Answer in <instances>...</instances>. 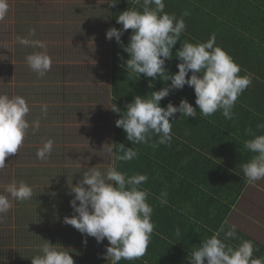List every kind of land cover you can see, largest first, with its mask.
I'll list each match as a JSON object with an SVG mask.
<instances>
[{"label": "clouds", "instance_id": "9594fccd", "mask_svg": "<svg viewBox=\"0 0 264 264\" xmlns=\"http://www.w3.org/2000/svg\"><path fill=\"white\" fill-rule=\"evenodd\" d=\"M116 3L109 5L114 6ZM164 9V0H143L142 11L128 9L119 14L117 23L122 24V29L113 27L106 32L107 39L115 38L118 44H122L123 32L132 30L129 43L124 47L130 57L125 62L128 77L144 74L155 80L159 74L163 81H171L168 87L151 92L150 97L135 96L133 102L126 106L122 118L115 122L117 127L126 132L127 140L133 145L149 143L153 134L159 137L155 146L170 144L172 123L169 118L177 112L186 117L197 116L196 109L186 99H182L178 107L171 102L166 108L161 107L160 101L169 95L170 90L183 89L188 85L194 88L195 104L204 117L222 110L226 119H232L235 102L251 84L250 76H240L239 65L226 51L216 46L214 34L203 43H181L175 53L181 61L177 64L178 72L169 73L165 61L173 58L172 49L180 41L186 25L183 18L177 19L174 13L169 14ZM8 12V0H0V21L5 19ZM30 34L35 35V29ZM17 40L25 46L31 44L45 49L26 57L28 66L44 76L52 66L46 45L27 38L17 37ZM190 71L191 76L186 79ZM110 108L116 113L121 111L116 104ZM41 111L46 116L47 105H42ZM29 112L30 108L22 96L10 98L0 94V170L7 167L6 158L16 154L22 146L26 130L30 127L26 119ZM31 126L38 130L39 120L33 121ZM257 128H264V124H258ZM246 134L253 138L244 141V147L256 155L242 165V170L247 183L254 184L264 178V135H256L251 128L246 129ZM53 144L51 139L44 140L42 147L37 150V158L46 160L53 150ZM114 145L103 144L102 151L112 157V163L103 172L90 167L83 172L82 180L71 187L74 198L70 206L76 215L65 217L64 223L73 226L81 234L94 237L97 243L106 238L109 245L106 247L105 258L111 264H119L122 259L133 261L144 256L154 224L151 222L153 209L147 203L148 192L140 188L148 177L144 174L127 176L118 170L117 162L130 161L138 153L133 147L126 148L120 144L116 149ZM5 192L9 195L0 194V219L12 207L9 196L12 200L24 201L33 195L32 188L23 181L7 185ZM221 233H224V240L238 238L236 226L224 221L210 238L203 240L191 253L188 257L190 264H264V259L253 257L252 241L240 240L233 247L219 238ZM176 234L180 235L179 229H176ZM41 252L42 255L31 257V264H75L66 249L59 250L48 241L43 244Z\"/></svg>", "mask_w": 264, "mask_h": 264}, {"label": "rangeland", "instance_id": "374dc122", "mask_svg": "<svg viewBox=\"0 0 264 264\" xmlns=\"http://www.w3.org/2000/svg\"><path fill=\"white\" fill-rule=\"evenodd\" d=\"M109 2L8 0V15L0 21V94L25 98L30 108L26 116L30 127L19 151L7 157V167L0 170V194L9 195L5 187L23 181L32 188L31 199L50 193L65 195L82 180L88 168L103 172L112 163V157L102 151L103 144L111 145L113 140L112 96L109 98L111 40L106 38L111 25ZM32 29L35 35L30 34ZM17 37L46 45L52 66L44 76L28 66L26 57L45 49L22 45ZM42 105H47L46 116L42 114ZM37 119L40 126L34 130L31 125ZM46 139L53 140V150L42 161L36 153ZM259 181L263 189L264 178ZM9 199L12 207L0 219V239L7 241L8 253L0 264H18L17 259L24 260L23 256L31 264V257L42 255L45 240L59 250L66 249L71 256L80 250L79 246H63L62 238L51 239L43 226L39 231L41 221L34 216L29 228L37 240L32 238L27 247L18 245L17 221L26 201L12 200L10 196ZM260 207L256 206L251 213L264 223V197ZM242 212L251 217L245 207ZM251 219L256 221L255 217ZM56 227L62 232L66 229L59 224L52 226ZM102 244L106 250L109 242L105 238L99 243ZM19 248L22 250L18 251ZM18 252L26 255L20 257ZM89 264L109 263L101 258L100 263L90 260Z\"/></svg>", "mask_w": 264, "mask_h": 264}, {"label": "trees", "instance_id": "16d2710c", "mask_svg": "<svg viewBox=\"0 0 264 264\" xmlns=\"http://www.w3.org/2000/svg\"><path fill=\"white\" fill-rule=\"evenodd\" d=\"M117 2L112 6V26L116 29H122V24L117 23V17L125 10L132 9L134 7L133 0H111V3ZM215 2V3H214ZM164 11L172 14L174 13L177 19L183 18L185 22V30L181 33L180 41L174 46V55L177 49L180 48L181 43L184 41L194 43L206 42L213 34L216 37V46L221 47L226 51L233 61L239 65L241 72L240 76L248 75L251 78V84L242 92L235 102V106L232 109L233 118L226 119L222 115V110H219L218 114L215 112L211 116L204 117L199 110V107L195 104L194 88L185 85L183 89H172L167 97L163 98L160 102L161 107H165L168 103H172L174 106H179L182 99H186L197 112L196 117H186L177 112L169 120L172 123V140L170 144H157L159 137L155 134L152 135L149 143L144 144H132L127 140L126 132L116 126V121L122 118L123 113L126 111V106L133 102L134 97L138 95V89L135 87L139 82L143 83V87L147 85L145 81L136 79L133 74L128 77L127 70H124L120 65L121 57H119V51L125 44V40L122 44H118L115 38L112 41L111 51L113 58L112 68V101L111 106L116 104L120 108V113L112 111V130L113 140L112 144L118 149L120 144H124L126 148L133 147L138 155L130 161H119L118 170L125 173L127 176L133 174H144L148 177L147 181L140 185L142 190L148 192L147 203L154 208V215L158 218L159 210L163 212H173L175 215L179 214L183 218L184 215L180 214L181 209L176 203H174V187L177 174L186 175L192 167L197 166V170L203 173H207L209 166L221 168V166L207 157L204 152L210 147L206 144V141L211 137L210 129H202L203 126H209L208 124L215 116H219L221 120L228 123V126L221 130L224 138V143H221L220 132L219 137L216 136V143L214 147L216 149H225L227 152H232L237 155V164L239 165V158L241 157L242 165L249 162L256 153L247 150L244 147V141L252 139L251 135L245 134L244 140H242V134L246 132V129L251 128L256 135H264V128L258 129V124H264V0H164ZM187 12L185 16L184 13ZM208 30L207 34L203 37H198L199 32ZM129 34V38L132 34L131 29L123 32L125 38ZM194 35L195 40H191V36ZM225 36V39L224 37ZM199 38V40H198ZM173 51V50H172ZM177 57L174 56V60L177 61ZM180 61V60H179ZM181 62V61H180ZM174 71L172 74H175ZM199 75V74H198ZM191 71L188 73L187 78H190ZM165 84L166 86H163ZM171 81L157 82L161 89L168 87ZM163 86V87H162ZM147 89V88H144ZM153 91L157 89L152 88ZM204 122V123H203ZM222 122V123H223ZM207 123V124H206ZM214 127L217 128V125ZM191 129V130H189ZM186 140L190 145L186 146ZM182 146H180V145ZM224 144V145H223ZM199 148L196 150L195 148ZM211 152H214L211 149ZM152 156V157H151ZM184 156H188L187 167L182 165ZM219 188H223L222 184H215ZM246 184L244 179L236 180V186H244ZM234 183L231 184L232 190H234ZM210 196V195H208ZM240 192L236 194L235 200L232 204L226 206L225 211L221 212L212 218L211 230L208 232L210 238L214 232H216L222 223L226 221L232 206L239 199ZM74 198V194L71 193V188L64 194L50 193L47 196H37L33 199L24 200V205L21 214L18 217V245L28 246L32 242V238H35L34 232L29 228V224L34 217H37L40 221V229L42 226L50 234L51 239L62 238L63 246H75L80 248L78 251H74L75 255L72 257L75 264H89L90 260H96L97 263L101 262V258L105 260L104 244L99 245L94 237L86 234H81L77 229H72L71 225L64 223L65 217H71L76 215L70 201ZM161 201H166L162 203ZM77 204L79 202L77 201ZM35 206V207H32ZM64 206V208H62ZM201 206H207L204 203ZM31 207L33 211L29 208ZM173 209V210H172ZM20 212V211H18ZM177 216V215H176ZM170 217L164 223L170 221ZM186 220V218H185ZM185 220H179L177 225L182 228L186 226ZM63 225L66 229L60 230L55 225ZM35 227H39L35 226ZM160 235H163L162 228L157 229ZM227 231V227L225 228ZM237 231V230H236ZM57 234V236L55 235ZM63 235V237L61 236ZM159 239L160 236H158ZM237 239L250 240L253 242L255 258L264 259V248L259 243L251 240L241 232L237 231ZM42 238V237H39ZM220 239L224 240V233L220 234ZM49 239V237H47ZM174 242L178 243L174 237ZM47 241V240H46ZM74 241V242H73ZM86 241V243H85ZM90 241V243H88ZM7 241L0 239V262L4 261V256L8 253L6 246ZM82 249V250H81ZM22 250L19 248L18 251ZM20 255H26L24 252H18ZM34 255V254H33ZM86 258V259H85ZM17 259L18 264H27L25 256ZM32 259L28 260L31 261ZM100 260V261H99ZM99 261V262H98ZM119 264H122L120 261Z\"/></svg>", "mask_w": 264, "mask_h": 264}, {"label": "crops", "instance_id": "0c3cea01", "mask_svg": "<svg viewBox=\"0 0 264 264\" xmlns=\"http://www.w3.org/2000/svg\"><path fill=\"white\" fill-rule=\"evenodd\" d=\"M134 7L132 9L140 10L143 9V0H133ZM111 3V0L110 2ZM111 25L112 26V6L109 5ZM132 31V30H131ZM208 30L199 32L198 37H203L207 34ZM225 39V36H223ZM194 35L191 36V40L194 39ZM111 39L110 46V84L112 86V68H113V58H112V41ZM122 41L125 40V44H122L123 47L119 51V57H121L120 65L124 70L126 68V60L130 57L124 51V47L129 43V34L124 38L121 36ZM199 40V38H198ZM110 41V40H109ZM190 43H194L191 41ZM203 43V42H202ZM175 48V47H174ZM174 48L172 49L171 60L165 61V67L168 69L169 73H173L174 71L177 73L178 68L177 64L180 63L179 59L174 60ZM136 79L141 81H145L147 83L146 86L143 87V83L139 82L135 87L138 89V95L141 97L151 96V92L153 89H157L156 91L161 90L159 85H156L157 82H160L162 79L159 74L155 80H152L151 77H145L144 74H133ZM151 84V87L149 86ZM163 85V84H162ZM163 86H166L165 84ZM162 86V87H163ZM147 88V89H144ZM112 96V89L109 93V98ZM161 103V102H160ZM219 110L217 111L218 114ZM221 120V118L217 115L212 121L208 124L209 126H203L202 129H210V138L206 141V144L210 147L204 152V154L211 158L213 161L217 162L221 168H216L214 166H209L207 173H203L197 170L196 167H192V169L186 174H177L176 182L174 187V203H176L183 211L180 213L185 216L183 218L179 214H174L173 212L165 211L163 212L161 209L159 210L158 218L154 215V208L151 214V222L154 224V230L151 234V239L148 244V248L144 256L139 259L133 261L121 260L122 264H190V260L188 257L191 253L197 249L203 240L208 237V232L211 230V222L212 218L221 212L225 211L226 206L232 204V201L235 200L236 194L239 191L240 196L236 203L232 206V209L227 217V221L229 225H235L236 230L251 238V240L259 243L264 248V223L257 216L252 214L251 212L256 209V206L261 209V199L264 197V188L260 186V181H256L254 184H248L246 178L244 177L242 170V160L239 158V165L237 164V155L232 152H227L225 149H216L214 147L216 143V136L219 137L221 143H224V140H228V138H224L221 130L225 129L228 126L226 121ZM204 123V122H203ZM207 124V123H206ZM217 125V128L214 127ZM191 130V129H189ZM192 131V130H191ZM246 132L242 134V140H244ZM180 145V144H179ZM190 145L186 140V146ZM182 146V145H180ZM199 150V148H195ZM214 152V154L211 152ZM188 156H184L182 160V165L187 167ZM244 179L246 184L243 186H236V180ZM215 184H222L223 188H219ZM234 183V190L231 188V184ZM210 195V196H208ZM207 206H201L202 204ZM246 208L250 211L251 217H249L246 211H243V208ZM242 208V209H241ZM173 210V209H172ZM249 213V212H247ZM170 221L168 223H164L168 217H170ZM255 217L256 221L251 218ZM181 220H185L187 222L186 226L180 228L177 225V222ZM251 222V223H248ZM255 224V225H254ZM162 228L163 235L157 231V229ZM176 229L180 230V235L177 236ZM161 239H159V237ZM176 238L178 243L174 242L173 238ZM222 240V239H221ZM226 244H229L233 247L237 246L240 241H234L232 239L223 240ZM253 251V257L256 255ZM108 263L111 264V261L108 260ZM206 264V262H205Z\"/></svg>", "mask_w": 264, "mask_h": 264}, {"label": "bare ground", "instance_id": "6f19581e", "mask_svg": "<svg viewBox=\"0 0 264 264\" xmlns=\"http://www.w3.org/2000/svg\"><path fill=\"white\" fill-rule=\"evenodd\" d=\"M215 3V2H214ZM178 70V69H177ZM152 157V156H151Z\"/></svg>", "mask_w": 264, "mask_h": 264}]
</instances>
